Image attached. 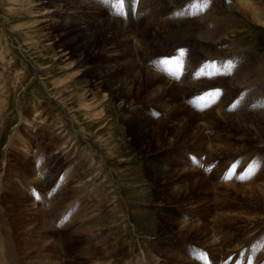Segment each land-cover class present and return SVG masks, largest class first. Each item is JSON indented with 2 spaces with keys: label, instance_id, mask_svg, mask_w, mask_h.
Here are the masks:
<instances>
[{
  "label": "rangeland",
  "instance_id": "obj_1",
  "mask_svg": "<svg viewBox=\"0 0 264 264\" xmlns=\"http://www.w3.org/2000/svg\"><path fill=\"white\" fill-rule=\"evenodd\" d=\"M65 1L0 0V264H264V129L224 119L264 115V25L242 0ZM106 18L122 24L74 53ZM155 59L173 87L150 100ZM219 72L231 83L196 89Z\"/></svg>",
  "mask_w": 264,
  "mask_h": 264
},
{
  "label": "bare ground",
  "instance_id": "obj_2",
  "mask_svg": "<svg viewBox=\"0 0 264 264\" xmlns=\"http://www.w3.org/2000/svg\"><path fill=\"white\" fill-rule=\"evenodd\" d=\"M65 1V0H64ZM72 2V0H71ZM179 3H176L177 5H181L184 0H178ZM181 2V3H180ZM228 3H230V0L226 1ZM242 6H243V9L247 10L245 11L246 13H248L249 15L252 16V18L255 20V22L257 24H260L261 26L264 25V6L261 7L260 5V2L258 0H242ZM73 4V3H72ZM75 4V3H74ZM185 4V3H184ZM189 3L185 4V7H190L188 6ZM70 5V2L67 3L65 1V4L64 6L65 7H68ZM77 7V4L75 5ZM195 7L199 6L198 4H195L194 5ZM71 7V6H70ZM68 7V8H70ZM75 7V8H76ZM97 8V7H96ZM214 8V7H213ZM58 10V9H57ZM71 10V9H70ZM197 12L198 11H205L207 10V13L205 16H208L209 17V14L211 13L210 11V8L209 9H203L201 6L196 8L195 9ZM212 10V9H211ZM73 11V10H72ZM173 12V11H172ZM171 12V13H172ZM199 13V12H198ZM188 14V13H187ZM173 16V15H172ZM195 16V15H194ZM72 17H68L67 15H65L64 17H62V19H60V24H61V30L62 31H67L70 27V25L72 24ZM189 17V16H187ZM111 18V17H110ZM104 19V21L102 22H99V30L97 31L96 35L93 36V37H89L86 33H84L81 29V32H80V36L82 37L83 36V39L85 37H87L85 40L86 41V45L83 44L82 46L80 45V47H78L79 49L78 50H74L73 52L74 53H77L75 51H79L80 52H85L84 50H87L90 46V42L92 44L91 47H93L96 39L98 37L100 38H103L104 36L107 35V33H110L111 29H112V26L116 25L117 26L119 24H122L121 22H116V23H111V19ZM184 19H186V17H183ZM199 18V17H198ZM207 19V18H206ZM209 19V18H208ZM204 20V19H203ZM202 20V21H203ZM174 21L176 23V27H181L183 26V21L184 20H173L171 21V25L174 26ZM207 23V22H206ZM225 23V22H224ZM200 24V23H199ZM123 26V25H122ZM81 27H83L84 29H86L85 25L81 24ZM116 27V26H115ZM126 27L125 30H126V33L128 35H132L136 32V29H138L140 31V34L142 36V42L147 45L146 47H152L154 45L157 44L158 42V35L157 33L153 32V31H149L148 29L150 28V25H149V28L147 29V27H142L141 23H138L137 26L135 27L134 26V23H130L129 25H126L124 26ZM120 28V27H119ZM118 28V29H119ZM174 28V27H172ZM203 28V27H202ZM115 29V28H114ZM123 29V28H122ZM204 29V28H203ZM217 29V28H216ZM233 29V28H232ZM117 30V29H116ZM159 30V29H158ZM208 30V28H207ZM120 31V30H119ZM112 32H113V29H112ZM178 32V31H177ZM117 33V32H116ZM66 34V33H65ZM120 34V33H119ZM64 35V34H63ZM117 35V34H116ZM122 35V34H121ZM224 36V35H223ZM96 37V38H95ZM120 37V36H119ZM62 38V37H60ZM183 38V37H182ZM229 39L230 38H223L221 43H227L229 42ZM53 40V39H52ZM84 41V42H85ZM174 41V40H173ZM61 43L59 44V47L60 49L61 48H64L62 49L63 51L66 50V44L68 41H60ZM180 42V41H178ZM203 42V41H202ZM173 43V42H171ZM184 43L180 45L179 43H175V45L170 48V50L172 51H175V50H179L178 46H182ZM220 46V45H219ZM219 51V49H217ZM222 51V50H221ZM170 53V52H169ZM82 54V53H81ZM170 55V54H169ZM84 57V56H83ZM187 59V58H186ZM159 64V59H155L154 60V64H152V66H155V69H148L147 71H145L143 74H145L147 76V86H148V90H147V93L149 95V99L150 100H158L161 98V96L165 93V91L171 89L173 87L172 83L168 80V78H166L164 75H163V70L162 71H158L156 70V66H158ZM163 65V64H162ZM133 68V67H132ZM160 68V67H159ZM162 68V67H161ZM135 69V68H134ZM139 69V68H138ZM100 70V69H99ZM135 71V70H134ZM113 72V71H112ZM195 72V71H194ZM221 72V71H220ZM206 73V74H203V73H200L199 75H197L196 77H200L202 78L201 81L196 85V89L198 91H205V90H210L212 89L211 85H222V84H226V81L228 80L230 83H231V79L226 75V73ZM115 73V72H113ZM112 73V77L110 76L109 72H104V71H100V73L97 75V82H98V86H100L101 88L103 87L104 89L106 90H109V92L111 93V97L112 99H118V98H124V97H127L129 95V92H127V90H125V88H123L122 84H120V77L118 75H115ZM140 74V73H139ZM197 74V73H196ZM194 76V75H193ZM211 76V77H210ZM246 79L244 80L245 83L248 81V76H244L243 78ZM211 78V79H210ZM142 79V78H141ZM128 82L130 80V86H132L133 84L137 83L136 80L138 81L139 85H142V82L141 80L138 79V76L137 78L135 76H133V74H131L130 76H128ZM123 83V82H122ZM125 83V82H124ZM229 83V84H230ZM249 83V82H248ZM252 83V82H251ZM129 85V84H128ZM158 86H164V92L161 93L158 91ZM127 88V87H126ZM113 101V100H112ZM169 106V105H168ZM167 106V107H168ZM163 108V107H162ZM166 108V106L164 107ZM181 109L179 110H183V111H187V114L190 118L189 122L191 123H195L197 122L198 120L202 119L201 121L204 122L203 120H207L209 119L210 117H213V114L212 115H207V116H203V117H198L197 115H195L194 111L190 112L187 107L185 105H183V107H180ZM171 112H173L172 110H170ZM128 112V111H127ZM127 112H125V114H127ZM128 115V114H127ZM227 115V114H226ZM139 119H143V124L144 126H142L140 129L143 131V133L146 135V133H149L153 130V126L151 125V123H149V119L148 118H141L139 117L138 115H136ZM201 116V115H200ZM223 116V115H222ZM220 117V116H219ZM245 117V116H244ZM239 118V117H225L224 119L227 120L228 123H230L232 126H235L236 128H238L239 130H242V131H246V130H249L251 128H257L256 130H254L256 133L255 135L258 137L260 136V134L262 133L261 131L264 129L263 126H264V115H259L257 116L255 119H248L247 117L246 118ZM130 118V117H129ZM193 118V119H192ZM195 118H197L198 120H196ZM216 118V117H215ZM125 119H128V117H125ZM213 119V118H212ZM145 120V121H144ZM223 120V119H222ZM208 124V123H207ZM200 127V125L198 126V128ZM146 129V130H145ZM145 130V131H144ZM160 128L159 126H157L155 128V131L159 134L160 132ZM170 132V131H169ZM262 139V138H261ZM263 140V139H262ZM220 149V148H219ZM218 150V149H217ZM215 151V150H214ZM263 189V188H262ZM261 192V191H260ZM263 192V191H262ZM264 194V193H263ZM221 218V217H220ZM225 219V218H224ZM230 222V221H229ZM47 257V256H46ZM33 262V261H32ZM35 262V261H34ZM33 262V263H34ZM38 262V261H36ZM39 263V262H38ZM32 264V263H31ZM43 264H57L56 262H53L51 261L50 259H46V262H43Z\"/></svg>",
  "mask_w": 264,
  "mask_h": 264
}]
</instances>
